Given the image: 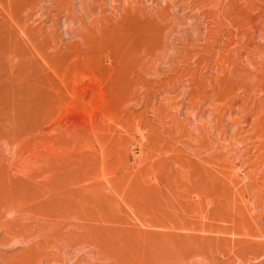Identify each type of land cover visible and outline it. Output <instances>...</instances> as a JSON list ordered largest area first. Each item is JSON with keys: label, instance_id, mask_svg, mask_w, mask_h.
<instances>
[{"label": "rangeland", "instance_id": "374dc122", "mask_svg": "<svg viewBox=\"0 0 264 264\" xmlns=\"http://www.w3.org/2000/svg\"><path fill=\"white\" fill-rule=\"evenodd\" d=\"M0 264H264V0H0Z\"/></svg>", "mask_w": 264, "mask_h": 264}]
</instances>
